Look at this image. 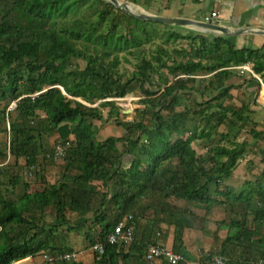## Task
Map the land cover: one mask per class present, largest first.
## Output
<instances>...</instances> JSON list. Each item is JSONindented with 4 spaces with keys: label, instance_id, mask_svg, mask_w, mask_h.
<instances>
[{
    "label": "trees",
    "instance_id": "16d2710c",
    "mask_svg": "<svg viewBox=\"0 0 264 264\" xmlns=\"http://www.w3.org/2000/svg\"><path fill=\"white\" fill-rule=\"evenodd\" d=\"M101 1L105 7L99 19L93 21L87 17L71 18L88 6L89 0H0V133L10 132L5 148H0V161L9 152L15 163L23 157L25 166L32 171L38 166V155L47 136L58 131L61 142L71 140L61 180L43 190H25L19 202L0 193V264H15L28 256L58 258L74 250L62 244L56 225L39 224L31 213L34 209L43 217L50 206L56 208L64 223L70 222L69 210L94 213L91 222L98 228L96 232L90 228L87 238L91 245L98 241L105 245L104 252L95 255L94 264H120V259L129 264L130 258L133 264H146L145 255L133 251L132 246L128 251L123 243L107 241L120 222L129 223V215L134 220V205L144 196H174L199 203L207 210L229 204L234 215L228 222L220 223H227L229 233L219 250L204 255V264H211L216 255L228 257L227 264H241L243 259L264 260V171L239 189L224 184L249 145L246 140H239V132L249 122V116L244 114L247 107L236 110L221 102V110L208 112L214 106L209 103L197 111L205 116L206 125L186 137H177L186 130L191 113L178 112L173 106L175 94L196 89L190 85L196 81L195 75H229V67L249 62L256 73H261L264 47L237 48L225 36L186 34L176 26L142 20L108 0ZM105 19H109L107 27L102 23ZM160 27L165 28L161 34ZM158 36L165 44L186 42L185 46L172 49L183 60L172 59L166 47L157 48L150 58L145 50L137 51ZM122 52L141 57L125 82L116 70ZM74 59L84 62L83 70H68ZM163 68L173 79L163 76ZM155 80L161 83L154 86ZM136 84L144 94L141 101L154 107L153 125L140 118L124 120L115 102L103 100L126 96L137 90ZM209 84L213 86V82ZM13 101L16 107L11 113L8 107ZM108 106V118L116 114L114 119L127 134L99 140V127L94 120H102L100 111ZM162 110L171 112L168 120L162 117ZM229 112L235 119H228ZM215 116L218 120L214 123ZM7 117L9 130L5 127ZM227 122L229 130L219 134L228 144L216 143L207 155H198L192 142L198 138L210 140L217 127ZM126 155L130 157L128 164L123 163ZM73 170L77 171L75 175ZM111 180L121 189L109 198L108 191L100 192L94 182L108 186ZM11 181L13 185L18 182L14 178ZM181 236L178 228L176 241ZM173 249L179 252L177 247ZM164 263L169 264L167 260ZM47 264L83 263L55 259Z\"/></svg>",
    "mask_w": 264,
    "mask_h": 264
},
{
    "label": "crops",
    "instance_id": "0c3cea01",
    "mask_svg": "<svg viewBox=\"0 0 264 264\" xmlns=\"http://www.w3.org/2000/svg\"><path fill=\"white\" fill-rule=\"evenodd\" d=\"M136 4L141 5V7H144L147 11L154 14L193 20H212L233 31V35L221 36L227 37L237 48L259 49L264 47V0H137ZM214 11L217 12V16H212V12ZM176 27L186 34L198 32L210 37L217 35L203 31L195 26ZM245 64L254 71L252 62ZM228 69L230 71L229 75H219L218 77L214 75V72L200 74L202 78L196 80V82H199V85L197 87L193 85L196 89L191 90L189 93H217L216 96L219 97L220 100L223 99V97L231 98V101H234L233 106L236 110V107H238L237 105H240L239 109L247 107L245 108L244 114L249 116L250 124H247L246 127L251 125L249 131L255 136L258 134V136L246 139L249 143L247 151L238 161L230 178L224 183L235 189H239L245 182L255 180L256 177L264 171V168H260V165L264 164V71L259 74L254 71L258 75L256 77L248 70L242 72L239 68L229 67ZM210 82H213V86H210ZM220 82L222 84H219ZM14 110L15 109H12L11 113H14ZM97 126L99 127L98 134L101 135V133H103V127L98 124ZM122 129L123 127L121 126V130ZM0 134V148H5L8 134L6 131ZM2 134L5 136L4 142ZM47 137L46 142L43 141V148H41V152L38 155L37 163L38 167L40 165V169H43V171L39 173L40 177H35L31 171L27 177L25 176L27 182H37V184L39 182L42 184L44 182H48L49 184L57 182V178L52 177L53 174L48 175L47 171H45L46 167L48 168L49 165L54 164V161L51 162L48 160L49 158H53L51 154H53L54 150L49 151L47 157L44 153L45 148H55L56 140H61V137L58 131H55L51 136ZM70 137L73 138L74 136L70 135ZM204 141H206L205 138L195 139L192 142V146L194 148L195 146H200ZM203 156L205 155L203 154ZM12 159L13 157L8 152L7 158L1 159L0 161V193L3 195L5 194L4 196L7 199L16 201L15 198H11L10 195H8V192L10 194L12 193L8 190L6 191L5 187L7 186L6 183L9 182L11 184L12 182L11 178L13 177H9V173L13 171V169H10V167H12ZM44 159L46 160L45 163L43 162ZM53 159L55 160L58 158ZM22 160L23 157L15 163L14 159L15 165L22 163ZM129 161V156L126 155L123 157L124 164H128ZM24 163H26V161ZM76 172V170L71 171L72 175H75ZM94 183L97 185V189L100 190V192L108 191L109 198L113 192L121 189L118 188L117 185H114V180H111L108 186L103 185L101 181H95ZM24 193L25 190L20 196ZM134 210L136 235L132 250L145 255V251L149 244L156 243L170 248L177 247L179 253L184 257L179 264H204V255L210 250H219L229 233L227 223L220 224L222 223L221 221L228 222V218L234 215L232 206L229 204L214 205L207 210L205 206L199 203L176 198L174 196L170 198L159 196L141 197L137 199ZM68 213H70L67 215V219H70V222L67 223L69 228L72 225H76L78 228L83 226L87 227L88 232L90 228L93 229V232L97 231L98 224L92 223L93 221L91 222L94 217L92 211L81 214L69 210ZM55 216V223L59 224L62 218L58 217L57 210ZM178 228H181L182 236L181 240L176 241V230ZM72 229L73 228H71V230ZM261 231L264 234V221L261 225ZM79 236L80 238L76 239V241L79 240V243L74 242V239H68L66 241L62 238V244L64 246H71L74 250H77V244H82L84 240H86V242L89 240L86 234L84 237L82 235ZM63 237L67 238L64 234ZM130 259L128 263L133 264L134 260H132V258ZM143 260L145 261V258H143ZM76 261L83 264H94L95 256L90 252V247L83 252L81 251L80 257ZM126 262L122 261V259L119 260L120 264H126ZM47 263L48 261H45L42 256H28L17 261L15 264ZM145 263L149 264L146 261ZM153 264L165 263L164 260H158Z\"/></svg>",
    "mask_w": 264,
    "mask_h": 264
},
{
    "label": "rangeland",
    "instance_id": "374dc122",
    "mask_svg": "<svg viewBox=\"0 0 264 264\" xmlns=\"http://www.w3.org/2000/svg\"><path fill=\"white\" fill-rule=\"evenodd\" d=\"M121 1H128V3L130 5H132L136 11L146 10L144 7H141V5L133 3L132 1H129V0H121ZM104 7H105L104 1L89 0V5L83 7L78 14L72 15L71 18L87 17L90 20L96 21L99 19L100 11H102L104 9ZM102 23H103V26L107 27L108 23H109V19H105ZM164 29H165L164 27H160L159 28V30H160L159 34H161L164 31ZM185 45H186V42H183V41H178L175 43L170 42V43L165 44L163 42V39H161L158 36V37L154 38L150 43L145 44L143 47H141V49H138L137 51L145 50L146 51V57L150 58L152 53H154L157 48L166 47L172 53V59L178 58L180 60H183V57L182 56L178 57L179 55L177 53H174V51L172 49L174 47L179 48V47H183ZM125 54H127V53H124V52L120 53L121 60L118 64V67L116 68L117 73L123 75L122 80L124 82L131 76L132 72L136 68V64L139 63L141 60V57L137 54L136 55H129V54L125 55ZM138 54H139V52H138ZM124 55L129 60H126L124 58L125 57ZM109 59H111V58H109ZM84 65L85 64L83 61L74 59V60H71L70 64L68 65V70H70V71L75 70V71L79 72V71L83 70ZM162 74L164 77H168L170 80L173 79V75H171L168 72L167 68L162 69ZM159 83H161V80H155L154 86L159 85ZM192 84L196 85V87H197L199 85V82L194 81L190 85H192ZM135 87L137 89L136 91L131 92L130 94L126 95L125 97L123 96V98H121V99H117V102L115 103V104H117L118 107H120V109H119L120 113L124 114L121 117L124 120H133L134 118H140L146 124L153 125V123H155V119H154V116L152 114L154 107L150 106V105L145 106L144 102L141 101L144 98V94H143L142 90L139 88V85L137 86V84ZM186 93H189V92H187V91L179 92V93L175 94V98H174L173 106L175 107L176 111L183 112V111L189 110V112L191 113L190 117L186 121V126H185L186 130L184 131L185 134L183 133V135L182 134L181 135L180 134L175 135L177 137L178 136H183V137L185 136L186 137L195 128H197V130L199 131V130H201V128L203 126L206 125L205 116L202 117V116L198 115L197 111H199L200 108L207 106L209 103H211V105H214V106L210 110H208V112L221 110V108L218 107L219 103H221V102H223L227 106L230 105V106L234 107L233 106L234 101L232 102L231 98L223 97V99L220 100L216 96L217 93H189V94H186ZM203 101L205 103L201 104V102H203ZM100 102H102V100H100L96 103L97 106L99 105ZM230 103H232V104H230ZM237 106L238 107H236V108L238 110L240 105H237ZM195 110H196V113H195ZM100 113H102L104 118L102 120H94V123H97L98 125L103 127L102 128L103 133H101V135L100 134L97 135L99 139H105V137L107 135L108 136L109 135L122 136V135L127 134V131L124 128L121 130V126L119 124H117V122H116L117 120L114 119L117 116L116 114H112L114 116L113 118H111V119L108 118V115L110 113V107L109 106L103 107V109L100 111ZM161 114L165 120H168L172 115L171 112H169L167 110H162ZM227 115H228V119H235V117L233 116L232 113L229 112ZM213 120H214V123L217 122L218 116H215ZM228 123L229 122H227L226 124L219 125L217 127L218 131H216V130L214 131L215 134H213V137H211L210 140L206 139V141H204V143L200 146L194 145L198 155H203V154L207 155L209 148L214 146L216 143L228 144V142L226 140H224L223 138H221V136L219 134V131L220 132H226L227 130H229L230 125ZM247 124H250V122H248ZM250 126L251 125H248L247 127L245 126L243 128V130L241 132H239V140H246V139L254 137L253 133H251L249 131L251 129ZM5 127H6V122H5ZM247 131H249L250 133ZM9 133L7 132V134H8L7 139H9ZM136 134H134V135L136 136ZM0 136H1V134H0ZM47 138L44 139V142H46ZM2 139L4 142L5 136L3 134H2ZM60 142H61V140H56L55 146L58 145ZM118 145H119L120 150H122L124 148L122 142H120ZM53 149L54 148H52V147L47 148V149L45 148L46 152L44 153V155H46V157H47L49 151H52ZM65 157H66V154H63L58 159H55L54 164L49 165L48 168L46 167L45 171H47V174L48 175L53 174L52 175L53 178H57V180H61L62 174H63L64 169H65L64 166L66 164ZM24 162L25 161L23 158L22 163L15 165L14 158L12 159V162H11L12 167H10V169H13V171H12V173H9V175H10L9 177H13L14 180L18 181V182L15 185H13L12 182H11V184L8 182V183H6L7 186H5L6 191L8 190L12 193V194H10L8 192V195H10L11 198H15L16 202H19L20 194L22 192H24V190L34 192L35 190L45 189V187H47L49 185L48 182H44L43 184L41 182H39L38 184H37V182H35V183L27 182L25 180V176L27 177L28 174L31 172V170L25 166ZM43 162L45 163L46 160L44 159ZM260 168H264V164L260 165ZM32 171H34L32 174L35 177H40L39 173H41L43 171V169H40V165H39V167L37 166V168L32 170ZM22 177H23V180H22ZM27 184L29 186H27ZM2 192H3V190H2ZM37 212L34 211V209H32V211H31V213H34L35 217L38 218L39 224L44 223V224H46V226L56 225L57 235L61 236L66 241L68 239L69 240L74 239V242L79 243V240L76 241V239L80 238L79 235H82L84 237V235L86 233H88V228L85 226H83L81 228H73L71 230L68 227L67 223H64L62 219H61L62 221H59V224L55 223L56 208L53 206H50L46 209L43 217H40V214L39 213L37 214ZM69 214L70 213H67V215H69ZM63 234L66 235L67 238L63 237ZM85 242H86V240H84V242H82V244H77V247H78L77 250L78 251L83 252V251L87 250L88 247L91 246L89 240H87L86 243Z\"/></svg>",
    "mask_w": 264,
    "mask_h": 264
},
{
    "label": "built area",
    "instance_id": "2783aa9c",
    "mask_svg": "<svg viewBox=\"0 0 264 264\" xmlns=\"http://www.w3.org/2000/svg\"><path fill=\"white\" fill-rule=\"evenodd\" d=\"M212 16H217V12L216 11L212 12ZM206 21H212V20L208 19ZM233 67L241 69L242 72L248 70L254 76L256 77L258 76L247 64H242V65L233 66ZM180 76L187 77L189 75H180ZM194 77L197 79H201L202 75H195ZM121 98L123 97L114 96V97H107L103 100H109V101H113L116 103L117 99H121ZM94 106H97V104L96 105L94 104ZM15 107H16V101H13L9 105L8 111L15 109ZM6 126H7V129L9 130L10 121L8 117L6 121ZM70 145H71V140L59 143L55 147L53 154H51V156L53 158L61 157L63 154H65L66 150L69 148ZM127 220L129 221L128 224L125 221H122L115 227L114 231L109 234L107 241L110 243H123L125 249L129 251L130 247L133 245L135 241V235H136L135 229L136 228H135V223H134L132 215H129L127 217ZM104 249H105V245L101 241L95 242L94 244L90 246V252L93 253L94 256L97 253L102 254L104 252ZM80 252L81 251H77V250H73L71 252H65L63 254H60L58 258L51 256V255L49 256L45 255L44 259L45 261H54L55 259L78 260L80 257ZM145 257L150 264H153L158 260H167L169 264H178L184 258L181 253L176 252L173 248L160 245V244H149L145 251ZM227 261H228V257L222 256V255H216L213 257L211 264H227ZM241 264H264V260L250 261V260L243 259L241 261Z\"/></svg>",
    "mask_w": 264,
    "mask_h": 264
},
{
    "label": "water",
    "instance_id": "95a60500",
    "mask_svg": "<svg viewBox=\"0 0 264 264\" xmlns=\"http://www.w3.org/2000/svg\"><path fill=\"white\" fill-rule=\"evenodd\" d=\"M108 1H110L114 6L128 12L130 15L142 20L159 21L175 26H195L197 28L202 29L203 31L211 32L217 35H226V36L233 35V31L213 21L193 20V19H186L181 17L165 16V15L154 14L146 10L136 11L128 3V1H121V0H108ZM57 87H60L63 90V92L66 93L65 89L62 86L57 85Z\"/></svg>",
    "mask_w": 264,
    "mask_h": 264
},
{
    "label": "bare ground",
    "instance_id": "6f19581e",
    "mask_svg": "<svg viewBox=\"0 0 264 264\" xmlns=\"http://www.w3.org/2000/svg\"><path fill=\"white\" fill-rule=\"evenodd\" d=\"M131 3V2H130ZM132 6V5H131ZM133 7V6H132Z\"/></svg>",
    "mask_w": 264,
    "mask_h": 264
}]
</instances>
